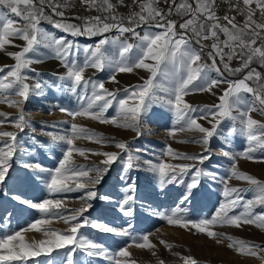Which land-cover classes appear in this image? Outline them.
<instances>
[{"label": "snow or ice", "instance_id": "1", "mask_svg": "<svg viewBox=\"0 0 264 264\" xmlns=\"http://www.w3.org/2000/svg\"><path fill=\"white\" fill-rule=\"evenodd\" d=\"M223 2L228 5V11L221 16L217 14L220 7L218 0H132V5H125V0H116L115 3L113 0H81L86 10H95L101 15L75 16L72 19L80 20L81 23H73L66 17V11L73 7L72 0H0V51H5L9 45L20 49L6 52L8 58L14 61L12 65L0 66V103L17 108L19 114L10 117L8 113L0 111V117H4L0 125L9 123L19 132L26 128L35 132L22 105L30 95L43 96L44 90L52 87L67 86V91L76 96L77 102L81 104L78 110L59 109L73 120L76 117H88L100 123L131 130L137 138L144 134V122L152 107L159 105L167 108L174 113L176 122L180 124L179 128L170 131V135L174 136L177 131H197L201 133L200 138L186 142L205 146L204 152L188 155L167 146L166 155L174 160L196 163L157 162L151 159H143L142 163L161 185L183 184L184 176L195 169L192 183L186 186L182 202L192 196V189L198 186L199 177L216 179L215 173L198 166L211 159L212 138L223 134L228 142L229 137L242 134L247 141L243 152L234 155L221 149V154L230 159L231 166L229 175L221 178L225 200L210 217L186 219L183 214L187 209L180 206L158 215L169 224L184 228L190 225L199 233L216 238L217 243L221 238H227L232 241L228 245L230 248L235 246L242 254L257 256L259 252H264L259 244L225 237L223 233L210 230L217 224L239 227L242 223L264 229V212H254L256 207L264 208V181L239 171L237 167L238 158L255 159L253 154L257 150H264V121L252 115L258 113L264 117V72L252 67L256 63L264 68V0ZM161 3L167 7H161ZM121 6H138L139 10H132L124 16L118 13V7ZM46 8L50 9L51 15L46 14ZM228 12L242 16L243 23H237L236 15H229ZM173 16L179 17V20L172 19ZM41 21H47L54 29L72 37L100 36L101 39L94 45L83 47L81 61L77 59L81 52L80 46L66 36H57L52 31L42 29ZM138 28L144 29L143 34L137 31ZM113 31L118 34L112 37L106 35ZM129 33L135 38V43L124 38ZM17 39L23 44H14ZM41 49L48 50V54L65 69L63 74L52 73L55 79L51 83L31 67L43 62L45 53ZM206 49H209L206 55L211 63L203 58ZM234 59L240 61L239 67H231ZM89 68L97 71L110 69L112 75L109 80L113 83H119L117 74L134 73L137 69L145 70L148 76L142 77L141 83L126 86L121 92L119 89L109 90L103 81L86 77ZM245 70L246 74L241 79L230 81L225 78V72L235 75ZM27 71L34 72L40 79L30 85L27 81L34 77H29ZM222 84L227 87L217 96L218 102L213 105H192L185 100L186 96L193 93L208 92L215 95L214 89ZM114 103L118 106L116 115L106 116L105 113ZM200 120L207 121L210 127L203 126ZM225 122H228L227 128L221 133V125ZM44 134L51 138L53 144L66 146L58 166L52 170L44 169L39 163L24 164V167L48 171L47 187L50 193L82 190L84 195L79 199L84 201V206L68 210L63 199L32 202L19 196L13 197L38 210L42 218L34 220L26 228L0 234V264H28L29 260L33 264H77L74 259L77 253L89 258L86 264H91L95 258L109 259L113 264H136L134 259H118L131 257L128 250L131 245L114 252L109 251L104 245L85 237L80 230L92 227L102 233L131 237V224L127 228L116 229L101 222H91L84 217V213L92 207L91 201L97 198L95 186L103 181L110 167L120 162L125 173L139 170L141 157L138 153L142 150L137 148L134 154L129 142L106 137L75 123L70 124L64 134ZM80 138H87L102 146L113 144L120 151L76 147L75 140ZM32 140L36 147L43 146L35 137ZM24 151L17 131L0 130V183L8 175L13 158ZM143 151L147 153L146 149ZM74 152L80 156L90 153L105 158L99 165L78 166L72 159ZM232 178L247 182L249 187H229L228 181ZM121 179L125 180V187L122 189L124 195L119 201V210L131 215L136 201L135 178L129 180L122 175ZM243 192H252L253 197L244 199L241 195ZM100 199L107 200L108 197ZM236 209L242 210L236 212ZM64 212L70 214L65 216ZM11 215L7 213L5 218L10 219ZM56 219H62L70 227L64 231L41 227ZM29 229L43 232L44 238L26 242L23 233ZM149 235L133 238L132 242L138 248H153ZM161 243L167 249L172 248L171 244ZM252 249H258L259 252ZM61 252L64 253L62 256ZM53 253H57V256L53 257ZM40 257H44V260L40 261ZM183 259L185 264H197L190 256Z\"/></svg>", "mask_w": 264, "mask_h": 264}, {"label": "rangeland", "instance_id": "2", "mask_svg": "<svg viewBox=\"0 0 264 264\" xmlns=\"http://www.w3.org/2000/svg\"><path fill=\"white\" fill-rule=\"evenodd\" d=\"M73 23H81V21L78 20V22ZM40 27L54 32L57 36H66L67 39L78 43L81 52L77 56V59L81 61L83 60V47L89 44L94 45L101 39L100 36L72 37L71 35L54 29L51 24L46 23H41ZM156 30L153 29V31ZM137 31L143 34L144 29L138 28ZM116 34L118 33L113 31L106 35L112 37ZM124 38L133 43L136 42L130 33L125 34ZM14 44L22 45L23 42L17 39L14 41ZM19 50V48L9 45L6 46L5 51H0V66L12 65L14 61L8 58L6 52ZM208 50H205L203 58L211 63L206 55ZM41 51L45 53L43 62L35 63L31 67L39 72L44 80L51 83L55 79L52 73L58 72L63 74L65 69L58 60L53 58L51 54H48V50L41 49ZM255 66L257 70L260 69L258 64ZM27 75L34 77V79L27 81L30 85L36 79H40V76H36L31 71H27ZM85 75L94 80L103 81L105 87L109 90L119 89L122 92L126 86L141 83V78H146L148 73L142 69H137L134 73H119L116 77L119 83H113L109 80V77L112 75L110 69L97 71L89 68ZM225 78L230 81L234 80L227 76ZM226 87V84H222L219 88L214 89L215 95L208 92L193 93L186 96L185 100L192 105H213L218 102L217 96ZM61 107L78 110L81 104L77 102L74 94L67 91V86L62 88H46L43 96L32 94L29 96L27 102L22 105L26 117L31 122V126L35 128V132H32L30 128L19 132L18 129L9 123L0 125V130L17 131L25 149L23 153H18L17 157L13 158L8 175L4 182L0 183V234L26 228L34 220L42 218V214L38 210L20 203L18 200L13 199V197L19 196L23 200L32 202H41L44 199H63L65 201V208L68 210L84 206V201L79 199V197L84 195L82 190L55 194L50 193L47 187L49 172L24 167V164L39 163L46 170L55 169L58 166L59 160L64 155L66 146L63 144H53L51 138L44 133L64 134L70 124L75 123L79 126L94 130L97 133H102L106 137H113L118 141L123 140L129 142L134 154L135 149L139 148L142 150L138 153L141 157V168L139 170H132L125 173L124 166L120 162L114 163L110 167L103 181L95 186L97 198L91 201L92 207L84 213V217H87L91 222H101L116 229L127 228L131 224V237L102 233L92 227H84L80 231L85 237L104 245L105 248L113 252L126 245H131L128 249L131 257L118 259H134L136 264H161V261L163 264H185L183 258L189 256L194 258L197 264H264V259H261L264 256V252H259L258 249H252L259 252L257 256L242 254L236 250L235 246L233 248L228 246L232 241L227 238H221L220 242L217 243L216 238H209L207 234L199 233L196 229L191 228L190 225L189 228H184L180 225L169 224L158 215V213L169 212L177 206H180L187 209L186 213L183 214L186 219L198 220L200 218L210 217L217 210L220 203L225 200L222 194L224 185L221 183V178L229 175L231 166L230 159L221 154V149L228 150L234 155L243 152L247 147V141L242 134L238 133L229 137L228 142L225 141L223 134L212 138L210 142L212 157L210 160L205 161L203 165L198 166L206 171L215 173L216 179L213 180L208 176L199 177L198 186L192 189V196L188 201L182 202V196L187 191L186 186L192 183L195 169L184 176L183 184L172 183L161 185L156 176L147 170V166L143 165L142 161L143 159H151L157 162L164 160L171 163H196L194 161L174 160L172 157L166 155V151L167 146H171L174 151L188 155H198L204 152L205 146L186 142L199 139L201 133L185 130L177 131L174 136L170 135V131L173 128H179L180 124L176 122V117L172 111L159 105H154L150 110L144 122V134L138 138L136 133L131 130L117 128L108 123H100L88 117H76L73 120L59 110ZM117 107L114 103L105 115L108 117L115 116ZM0 111L8 113L10 117H16L19 114L17 108L3 103H0ZM252 115L254 118L264 121L258 113H252ZM2 119L4 117H0V120ZM199 122L205 127H210L205 120H200ZM227 124L228 122H225L221 125V133L225 132ZM32 137L39 140L43 146L36 147L33 144ZM75 146L85 149H95L97 151H120L113 144L102 146L87 138L75 140ZM144 149L147 150V153L143 151ZM253 155L256 157L255 159L238 158V170L264 181V159H261V157H264V150H257ZM104 158L101 155L90 153H86L85 156H80L75 152L72 157L75 165L85 167L99 165ZM122 175L129 180L132 177L135 178L136 201L133 206L134 211L131 215H126L119 210V201L124 195L122 189L125 187V180L121 179ZM228 186L238 189H246L249 187L247 182L235 178L228 181ZM241 195L244 199L253 197L252 192H243ZM100 197H108V199L102 200ZM241 210L236 209V212ZM254 212H264V208L256 207ZM7 213L12 214L10 219L5 218ZM69 214V212H64L65 216ZM41 227L64 231L70 225L66 224L62 219H56L52 220L49 225H43ZM210 230L223 233L225 237L231 236L236 239L249 241L252 244H259L261 248H264V229L258 228L253 224L242 223L239 227L217 224L212 226ZM143 234H150L149 241L154 245L153 248H138L132 242L133 238L140 237ZM23 235L25 236L26 242L44 238L43 232H37L31 229L24 232ZM162 241L171 244L172 248L167 249L164 243H161ZM63 254V252L60 253L61 256ZM56 256L57 253H53V257ZM38 259L43 261L44 257ZM74 259L77 261V264H86L89 260V258L83 257L80 253H77ZM28 264H33L32 260H29ZM91 264H113V262L109 259L95 258L91 260Z\"/></svg>", "mask_w": 264, "mask_h": 264}, {"label": "built area", "instance_id": "3", "mask_svg": "<svg viewBox=\"0 0 264 264\" xmlns=\"http://www.w3.org/2000/svg\"><path fill=\"white\" fill-rule=\"evenodd\" d=\"M72 2H73V7L66 11V17L69 18L70 22H78V20L72 19V17H75V16L85 17V16L101 15V13H98L95 10H91V11L86 10V6L81 4V0H72ZM115 2H116V0H113V3H115ZM218 3L220 5V7L218 9V13L217 14L223 16L228 11V5L226 3H224L223 0H218ZM125 5H132V0H125ZM160 6L164 7V8L167 7L166 5H163L162 3H161ZM132 10L138 11L139 10L138 6H132L131 8L128 7V6L118 7V13L120 15H124V16L128 15L129 12L132 11ZM45 11H46V14H49V15L52 14L50 9L46 8ZM228 14L229 15H236L237 23H243V19L244 18L242 16H239V15H237L234 12H228ZM53 18H57V17H53ZM171 18L172 19H177L176 16H173ZM221 39H223V37H221ZM239 66H240V61L239 60L234 59L231 62V67L236 68V67H239Z\"/></svg>", "mask_w": 264, "mask_h": 264}, {"label": "trees", "instance_id": "4", "mask_svg": "<svg viewBox=\"0 0 264 264\" xmlns=\"http://www.w3.org/2000/svg\"><path fill=\"white\" fill-rule=\"evenodd\" d=\"M177 18H179V17H177ZM41 23L50 24V23H48L47 21H41ZM217 63H219V61H217ZM255 65H256V63H254V64L252 65V67H256ZM256 68H257V67H256ZM246 71H247V70H245V72L236 73L235 75H231V74L225 72V76L229 77L230 79L238 80V79L243 78V76L246 74ZM258 71L264 72V68H261V67H260V69H259Z\"/></svg>", "mask_w": 264, "mask_h": 264}, {"label": "bare ground", "instance_id": "5", "mask_svg": "<svg viewBox=\"0 0 264 264\" xmlns=\"http://www.w3.org/2000/svg\"><path fill=\"white\" fill-rule=\"evenodd\" d=\"M42 29H44V30H45V28H43V27H42ZM115 33H116V32H115ZM116 35H117V34H116ZM77 44H78V43H77ZM259 118H260V117H259ZM262 118L264 119V117H262Z\"/></svg>", "mask_w": 264, "mask_h": 264}]
</instances>
